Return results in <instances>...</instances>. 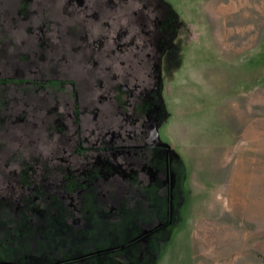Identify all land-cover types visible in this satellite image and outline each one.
<instances>
[{
  "label": "flooded vegetation",
  "instance_id": "af4514ba",
  "mask_svg": "<svg viewBox=\"0 0 264 264\" xmlns=\"http://www.w3.org/2000/svg\"><path fill=\"white\" fill-rule=\"evenodd\" d=\"M24 1L12 18V29L18 31L20 20L28 23L26 33L35 46L29 42L27 52L16 56L25 69L13 76L0 73V136L15 142L13 128L32 125L33 98L43 93L41 97L58 101L47 112L53 117L61 154L35 155L31 142L26 150L4 152L6 143L0 140V264H76L114 254L152 264L183 200V164L161 142L158 131L163 109L159 66L174 47L176 14L164 0H61L63 14H77L78 7H84V14L98 7L111 15L125 10V25L116 34L94 41L103 47L109 44V65L125 66L119 73L97 79L100 90L112 82L111 88L117 91L114 97L108 96L111 90L107 96H96V104L114 110L105 115L103 107L79 103L76 82L72 90H66L60 83L65 79H49L56 72L38 66V72L33 71L39 63L56 60L46 52L56 46L52 20L56 0L51 8L49 0L39 5L43 6L39 7L41 21L32 0ZM74 31L67 30L69 35ZM93 60L87 61L96 63ZM50 85L58 89L50 92ZM104 118L109 126L103 125ZM88 119L93 128L83 125L91 123ZM28 137H22L24 144ZM161 204L164 218L159 216ZM111 217L119 225L109 221ZM49 225L56 232L50 233ZM100 225H105V232ZM88 237H100L99 250L83 251L79 244ZM46 243L54 251L46 250Z\"/></svg>",
  "mask_w": 264,
  "mask_h": 264
},
{
  "label": "rangeland",
  "instance_id": "374dc122",
  "mask_svg": "<svg viewBox=\"0 0 264 264\" xmlns=\"http://www.w3.org/2000/svg\"><path fill=\"white\" fill-rule=\"evenodd\" d=\"M23 1L0 0V73L4 77L25 69V64H18L16 56L27 52L29 42L35 46V40L32 36L29 39L26 33L28 23L20 20L21 28L18 31L12 29V18ZM164 1L173 8L177 23L174 47L168 50L159 66L163 109L158 131L161 142L168 144L183 164L180 185L183 200L171 230L165 237L163 233L158 234L163 239L152 264H202L203 250L229 248H252L258 259L264 261V0ZM32 2L33 10L39 13L37 20L41 21L39 7L42 9L43 6L39 5L46 1ZM54 2L56 11L52 20L56 46L46 52L51 60H56L46 65L39 63L33 71L38 72V66L47 67L48 73L56 72L55 76L49 75V79H65V82H59L65 84L66 90H72V83L76 82L79 103L83 107L91 103L100 106L96 104V96H107L106 91L111 90L108 96L114 97L117 91L111 88L112 82L108 88L104 87V91L100 90L97 79L112 72L119 73L125 66L109 65V44L105 42L103 47V44L94 45V41L100 42L111 33L116 34L125 25V10L111 15L98 7L92 9L94 12L88 10L84 14V7H78L77 14H63V1ZM54 2L49 0L50 8ZM108 22L111 26L107 25ZM70 28L75 30L71 36L67 32ZM76 46L79 48L73 49ZM62 57L66 60H57ZM92 57L97 64L87 61ZM107 67L113 70L107 71ZM104 82L109 83L106 79ZM51 88L50 85L47 90L53 92L58 89ZM41 96L33 98L32 125L13 128L15 142L7 140L5 134L0 136L1 142L6 143L4 152L26 150V145L31 142L35 155L42 153L53 157V154H61L57 151L59 136L52 127L53 117L47 112V108L58 104V101ZM103 111L105 115L114 112L108 105L103 107ZM112 120L110 125L113 126L115 121ZM102 121L103 125L107 124L106 118ZM83 125L88 128L95 126L93 122ZM26 136L29 137L24 144L22 137ZM243 169L252 170L253 183L239 187V174H236L238 188L234 191L253 194L257 198L250 205V220L241 207L236 208L237 216L233 218L242 223L235 224L233 220L220 217L223 203L217 189L233 178V172ZM161 208L159 216L164 218L162 204ZM109 221L119 225L116 218L111 217ZM104 227H100L103 232ZM114 231L115 234L118 232ZM49 232H56L53 226L49 225ZM225 235L230 240L224 241ZM235 238L236 241L233 240ZM84 240L81 244L75 241L84 252L99 250L98 246L103 244L100 237ZM45 248L54 251L53 246L47 243ZM137 262L136 257H130L128 261L125 256L114 254L76 264Z\"/></svg>",
  "mask_w": 264,
  "mask_h": 264
},
{
  "label": "crops",
  "instance_id": "0c3cea01",
  "mask_svg": "<svg viewBox=\"0 0 264 264\" xmlns=\"http://www.w3.org/2000/svg\"><path fill=\"white\" fill-rule=\"evenodd\" d=\"M233 172V171H232ZM241 173V175H240ZM239 174V178L237 180V184H239V187L241 185L250 186L253 183L252 180V170L250 169H243L233 172L231 174V177H233L230 181L225 182L222 186H220L218 190L219 198L222 201V210L219 213L220 217L222 219H225L227 221L233 220L235 224L242 223L241 220H238L236 218H233L237 216L236 208H240L244 210V213L248 215V220H250V217L252 215V212L250 211V205H252L253 202L256 200V196L253 194H246L242 193V191H234L235 188H238V185L236 184V176ZM249 203L246 205V203ZM242 205V206H241ZM230 209V210H227ZM240 209V211H241ZM246 223H249L248 221H244ZM230 223V222H228ZM247 236V235H245ZM229 236H224V241L230 240L228 238ZM233 240H237L236 238ZM264 253V250L262 251ZM202 264H264L263 260H259L255 250L252 248L250 249H205L202 252Z\"/></svg>",
  "mask_w": 264,
  "mask_h": 264
}]
</instances>
